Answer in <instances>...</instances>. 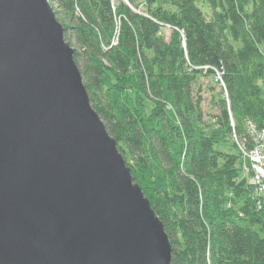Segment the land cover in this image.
<instances>
[{
  "label": "trees",
  "instance_id": "1",
  "mask_svg": "<svg viewBox=\"0 0 264 264\" xmlns=\"http://www.w3.org/2000/svg\"><path fill=\"white\" fill-rule=\"evenodd\" d=\"M50 2L171 264H264V197L237 147L264 143V0Z\"/></svg>",
  "mask_w": 264,
  "mask_h": 264
},
{
  "label": "water",
  "instance_id": "2",
  "mask_svg": "<svg viewBox=\"0 0 264 264\" xmlns=\"http://www.w3.org/2000/svg\"><path fill=\"white\" fill-rule=\"evenodd\" d=\"M50 0H0V264H171Z\"/></svg>",
  "mask_w": 264,
  "mask_h": 264
},
{
  "label": "built area",
  "instance_id": "3",
  "mask_svg": "<svg viewBox=\"0 0 264 264\" xmlns=\"http://www.w3.org/2000/svg\"><path fill=\"white\" fill-rule=\"evenodd\" d=\"M261 137H264V131ZM248 153L247 156L250 160V166L249 168L245 167V171H249L252 174L250 183L256 186L260 193L264 194V143L256 145Z\"/></svg>",
  "mask_w": 264,
  "mask_h": 264
},
{
  "label": "rangeland",
  "instance_id": "4",
  "mask_svg": "<svg viewBox=\"0 0 264 264\" xmlns=\"http://www.w3.org/2000/svg\"><path fill=\"white\" fill-rule=\"evenodd\" d=\"M115 1H122L123 3L125 4H128L127 0H115ZM141 1L142 0H135V4L138 5V8H133L135 11H141L142 10V5H141ZM133 7V6H132ZM55 10V9H54ZM59 21V20H58ZM60 22V21H59ZM61 23V22H60ZM62 24V23H61ZM163 34L168 37L169 36V30L168 29H164L163 30ZM264 48V43H263V46ZM201 82V86H202V95L203 97L205 98L204 100V110L206 111H215L214 108H212V105L210 103V99H211V96H212V92H213V89H212V86L215 87V84L212 82V79L211 77H202V79L200 80ZM213 83V84H212ZM238 145V144H237ZM258 145H261V143H258ZM238 150L240 151L241 153V156L242 157H245L247 159H249V157L247 156V153L246 151L242 150L241 146L238 145ZM249 154V153H248ZM250 161V160H249ZM249 176L251 178L252 174L249 173ZM263 197H264V194L263 193H260Z\"/></svg>",
  "mask_w": 264,
  "mask_h": 264
}]
</instances>
